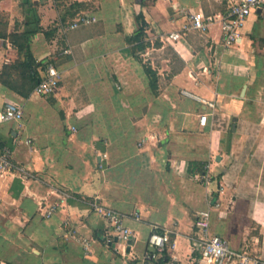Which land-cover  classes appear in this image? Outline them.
I'll use <instances>...</instances> for the list:
<instances>
[{"label": "crops", "instance_id": "0c3cea01", "mask_svg": "<svg viewBox=\"0 0 264 264\" xmlns=\"http://www.w3.org/2000/svg\"><path fill=\"white\" fill-rule=\"evenodd\" d=\"M24 1L0 0V72L18 59L11 34L24 29ZM30 1L41 27L32 56L60 80L47 96L0 81V110L6 102L23 110L21 120L0 122V150L11 149L13 164L0 177V264H203L194 227L201 209L212 232L264 258V0L227 48L222 0L209 14L212 0ZM198 10L214 17L205 33L183 28ZM77 16L92 20L68 29ZM138 16L143 41L158 38L183 64L156 65L149 53L163 44L137 50L149 55L153 86L127 41ZM172 31L181 38L169 39ZM182 89L214 102L205 126L203 107ZM54 202L61 206L45 217L40 203ZM93 202L124 215L128 241L102 236L107 221ZM153 230L168 241L146 259Z\"/></svg>", "mask_w": 264, "mask_h": 264}, {"label": "built area", "instance_id": "2783aa9c", "mask_svg": "<svg viewBox=\"0 0 264 264\" xmlns=\"http://www.w3.org/2000/svg\"><path fill=\"white\" fill-rule=\"evenodd\" d=\"M222 2L224 10L219 14V22L222 31V45L227 48L239 41L245 20L252 12L261 7L263 0H222ZM91 20L92 18L87 16H77L67 24V28L75 29L81 25L89 24ZM213 21V16L205 15L202 10H198L188 16V22L183 28L205 33ZM168 38L178 40L181 38V34L178 31H172L168 34ZM59 80L58 70L53 65L47 64L44 74L35 86V90L44 96L50 95L57 87ZM181 95L193 99L203 107L197 116L199 124L205 126L208 121V113L205 108H214V102L186 89L181 90ZM22 117V108L13 102H6L0 110V122L19 121ZM28 142L30 141L28 140ZM11 155V149L7 146L0 150V177L12 171ZM92 205L94 211L102 215L107 221V230L102 235L103 237L115 243L126 242L130 239L132 232L125 226L122 213L104 207L97 202H93ZM60 206V202L40 203V210L48 218L55 214ZM194 227L198 234L195 244L203 264H231L234 262L236 264H264V258L234 248L224 236L212 232L209 209H201L195 212ZM167 241L166 233L151 231L147 237L149 249L145 252L144 258H157L158 253L165 250Z\"/></svg>", "mask_w": 264, "mask_h": 264}, {"label": "trees", "instance_id": "16d2710c", "mask_svg": "<svg viewBox=\"0 0 264 264\" xmlns=\"http://www.w3.org/2000/svg\"><path fill=\"white\" fill-rule=\"evenodd\" d=\"M23 9L25 14L24 29L11 34L12 42L17 48L18 59L13 64L4 66L3 70L0 72V81L4 84L16 87L18 91L26 96L41 78L38 68H44L49 63L48 61H36L32 56L30 45L32 38L41 30L40 18L36 8L30 0H25L23 2ZM136 20L138 28L127 38V41L128 43H134L136 45V50H141L144 48L143 35L145 22L142 16L136 17ZM132 51L134 52L133 49ZM143 67L150 78V84L153 86L154 72L150 67L144 64ZM14 73H17L20 79L14 78Z\"/></svg>", "mask_w": 264, "mask_h": 264}, {"label": "rangeland", "instance_id": "374dc122", "mask_svg": "<svg viewBox=\"0 0 264 264\" xmlns=\"http://www.w3.org/2000/svg\"><path fill=\"white\" fill-rule=\"evenodd\" d=\"M212 2H216V3H214L215 5L213 6V8L212 7H209V5L207 6H205L204 7V11H205V13L206 14H209V13H211V11L214 9V7L215 8H217V6L219 7V4L217 3V1H214V0H212ZM76 6H77V8H78V10L79 9H84V8H87L88 7V2H84V1H76ZM254 19V16L253 15H250L249 17H248V21L247 22H250V23H252V25H253V21H251V20H253ZM161 23H163V22H161ZM249 23V24H250ZM199 39H202L203 40V38L204 37H202L201 35H199V34H195ZM152 40V41H151ZM151 40H144L143 41V44H144V47L146 46V45H152V46H158V45H160V44H163L158 38H155V37H152V39ZM164 46L162 47V48H160V49H156V50H152L151 52L152 53H149V55H151V56H153L154 57V59H155V62H157L158 61V63L156 64V65H161V60H163V59H166L167 60V64H169L170 65V67H172L174 70L175 69H180L181 67H182V61H181V59H180V57L177 55V53L174 51V49L170 46V45H168V44H163ZM136 45L134 44H132V49L134 50V53H135V55L139 58V59H141V61L143 62V64L145 65V66H147V67H151L149 64H148V62L147 61H143V59L144 58H146L147 56H149V55H145V56H141L140 55V53H137V50H136V47H135ZM227 239V238H226ZM229 241V240H228ZM229 243H230V241H229ZM230 245H231V243H230ZM232 246V245H231ZM233 247V246H232ZM235 248V247H234Z\"/></svg>", "mask_w": 264, "mask_h": 264}, {"label": "water", "instance_id": "95a60500", "mask_svg": "<svg viewBox=\"0 0 264 264\" xmlns=\"http://www.w3.org/2000/svg\"><path fill=\"white\" fill-rule=\"evenodd\" d=\"M244 89H245V87H244ZM244 89H243V92H244Z\"/></svg>", "mask_w": 264, "mask_h": 264}]
</instances>
